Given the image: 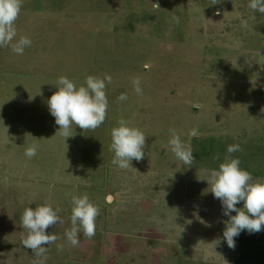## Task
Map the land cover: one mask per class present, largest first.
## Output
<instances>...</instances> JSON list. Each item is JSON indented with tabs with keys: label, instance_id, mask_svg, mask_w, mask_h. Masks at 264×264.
I'll return each instance as SVG.
<instances>
[{
	"label": "rangeland",
	"instance_id": "1",
	"mask_svg": "<svg viewBox=\"0 0 264 264\" xmlns=\"http://www.w3.org/2000/svg\"><path fill=\"white\" fill-rule=\"evenodd\" d=\"M249 3L23 0L16 39L31 46L22 55L0 46V264H234L206 180L237 144L231 158L264 178V14ZM105 74L104 123L61 135L47 105L58 78L78 88ZM121 118L146 137L144 158L127 169L110 150ZM170 129L191 164L171 151ZM85 194L99 209L96 231L89 239L81 230L73 247L71 201ZM45 202L62 222L46 229L58 239L37 257L22 243L21 216Z\"/></svg>",
	"mask_w": 264,
	"mask_h": 264
},
{
	"label": "clouds",
	"instance_id": "2",
	"mask_svg": "<svg viewBox=\"0 0 264 264\" xmlns=\"http://www.w3.org/2000/svg\"><path fill=\"white\" fill-rule=\"evenodd\" d=\"M23 0H0V46L11 45L12 51L22 55L25 47L31 46L28 37L17 38L15 21L18 19ZM155 8H160L158 3H153ZM251 9L264 14V0H250L248 5ZM177 23L179 18L175 17ZM15 41V42H14ZM106 82L111 83L112 77L105 74L103 78L89 75L86 77L84 85L77 86L65 76H60L57 83V91L51 95L47 101L50 114L55 118L56 125L59 126V133L64 137H71V126L75 124L82 130H95L106 119L108 100L106 96ZM135 91L141 94L139 78L133 79ZM127 99L126 94H121L118 100ZM130 122L121 118L118 126L111 129L110 150L114 152L112 163L121 169L131 167L134 159L140 161L144 158L143 149L146 137L144 133L129 126ZM196 130H192L189 135H195ZM171 139L169 145L173 154L184 164H191L194 160L193 152L186 148L180 136L175 130L170 129ZM240 151L239 145H229L227 153L218 170H212L207 178L208 185L211 186V193L214 198L221 201L223 214L228 217L224 222L225 228L223 238L229 248H235L234 237L240 235L243 230L250 234L260 232L264 225V178L253 180L251 174L240 167V160L231 158L232 153ZM25 155L29 158L36 155V146L26 148ZM107 202H111L113 197H106ZM243 203L242 208L236 205ZM71 224L72 228L66 230L65 237L73 246L79 244L78 233L82 230L83 236L92 238L96 231V218L99 209L85 194L83 196L72 197ZM235 212V215L231 213ZM22 227L26 230V235L22 236V243L31 249L37 257L46 252V246L55 243L58 239L54 234H46V229L60 221L56 210H53L46 202L37 205L33 210L31 207L25 208L21 216ZM62 247V246H60ZM43 264V261H37Z\"/></svg>",
	"mask_w": 264,
	"mask_h": 264
},
{
	"label": "trees",
	"instance_id": "3",
	"mask_svg": "<svg viewBox=\"0 0 264 264\" xmlns=\"http://www.w3.org/2000/svg\"><path fill=\"white\" fill-rule=\"evenodd\" d=\"M233 212L231 215H235ZM228 217L226 216L225 220ZM237 257L234 264H264V225L262 230L249 233L243 230L239 236L234 237Z\"/></svg>",
	"mask_w": 264,
	"mask_h": 264
}]
</instances>
